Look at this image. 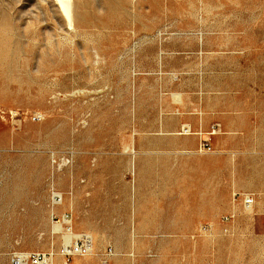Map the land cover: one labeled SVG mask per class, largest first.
I'll return each mask as SVG.
<instances>
[{
    "label": "rangeland",
    "instance_id": "1",
    "mask_svg": "<svg viewBox=\"0 0 264 264\" xmlns=\"http://www.w3.org/2000/svg\"><path fill=\"white\" fill-rule=\"evenodd\" d=\"M0 24V264L65 258L66 213L94 246L68 264H264V0H0Z\"/></svg>",
    "mask_w": 264,
    "mask_h": 264
},
{
    "label": "built area",
    "instance_id": "2",
    "mask_svg": "<svg viewBox=\"0 0 264 264\" xmlns=\"http://www.w3.org/2000/svg\"><path fill=\"white\" fill-rule=\"evenodd\" d=\"M207 146V144H206ZM237 193L235 194V196ZM62 198L60 195H54V202L59 203L61 202ZM243 205L247 208L248 206H253L255 199L253 194H243ZM231 216V215H230ZM230 216H224L225 220H229ZM232 217V216H231ZM71 215L66 213L62 216V218H58L57 216H53V223L54 226L61 227V224L64 223V228H68L70 231H73L72 222H71ZM74 232V231H73ZM74 238V237H73ZM74 241L66 242L62 245L61 253L62 255L69 261L71 257L75 255H85L93 247V239L89 234H82L75 236ZM112 254V248L106 250V255ZM29 261L31 264H50V256L48 253L44 252H34L29 255Z\"/></svg>",
    "mask_w": 264,
    "mask_h": 264
},
{
    "label": "bare ground",
    "instance_id": "3",
    "mask_svg": "<svg viewBox=\"0 0 264 264\" xmlns=\"http://www.w3.org/2000/svg\"><path fill=\"white\" fill-rule=\"evenodd\" d=\"M80 10V9H79ZM78 11V10H77ZM81 11V10H80ZM85 13V12H84ZM101 13V12H100ZM86 14V13H85ZM82 16V15H81ZM83 16H85L84 14H83ZM5 23V22H4ZM6 27H7V25H5ZM0 27H1V30H2V26H1V24H0ZM3 31V30H2ZM5 31V30H4ZM8 31V30H7ZM6 32V31H5ZM5 34V33H4ZM3 34V35H4ZM3 35H1V36H3ZM6 35V34H5ZM3 38V37H2ZM4 38H6V36H4ZM3 38V39H4ZM7 39V38H6ZM5 39V40H6ZM1 41H4V40H1ZM9 41V40H8ZM1 43V42H0ZM8 43V42H7ZM3 43H1L0 45H2ZM4 46H7L6 44L4 45ZM8 46H9V44H8ZM11 47V46H10ZM2 48V47H1ZM12 48V47H11ZM6 49V48H5ZM5 49H3V50H5ZM7 49H8V47H7ZM10 51V50H9ZM17 51V50H16ZM4 52V51H3ZM8 52V51H7ZM5 54H7V53H5ZM9 54V53H8ZM7 54V55H8ZM11 57V56H10ZM7 58V57H6ZM3 59V58H2ZM8 59V58H7ZM5 64V63H4ZM5 65H7V63L5 64ZM190 118V117H189ZM190 126V125H189ZM191 127V126H190ZM189 129H191V128H189ZM133 143H134V141H133ZM187 143V142H186ZM134 147V146H133ZM123 149H125V148H123ZM131 149V148H130ZM134 149V148H133ZM131 151V150H130ZM134 151V150H133ZM182 151V150H181ZM131 155H132V153H131ZM131 155H130V157H131ZM136 156V155H135ZM137 158V157H136ZM132 159V158H131ZM134 160V159H133ZM131 163H132V161H131ZM130 164V163H129ZM130 167V166H129ZM132 167L133 166H131V168L130 169H132ZM36 171H38V170H36ZM39 174H40V172H39ZM38 174V175H39ZM23 188H25V187H23ZM36 190V189H35ZM26 193V192H25ZM37 193H39V192H37ZM52 193V192H51ZM25 195V194H24ZM55 195V194H54ZM61 195H62V193H61ZM53 198V197H52ZM230 201V200H229ZM55 204V203H54ZM64 204H65V202H64ZM231 205V204H230ZM58 206V205H57ZM66 207V206H65ZM248 207H251V206H248ZM63 209V208H62ZM254 209H253V206L251 207V209L249 210L250 211V213L253 211ZM136 213V212H135ZM234 214V213H233ZM134 219V218H133ZM136 221V220H135ZM135 223V222H134ZM136 224V223H135ZM73 225V224H72ZM79 226H80V224H79ZM65 226H63V228H64ZM51 229V228H50ZM74 230V229H73ZM76 231V230H75ZM48 235H49V233H48ZM51 235V234H50ZM76 236V234H74V232L73 231H70L68 228H65L64 229V238L66 239V240H69L70 238H72V237H75ZM47 239V238H46ZM42 242H44V241H42ZM46 242V241H45ZM48 244V243H47ZM90 254L91 255H94V246L92 247V249L90 250V252H88L87 254H85L84 256H86V255H89L90 256ZM62 255V254H61ZM83 256V255H82ZM81 256V257H82ZM64 257V256H63ZM86 258V257H85ZM87 259V258H86ZM85 259V260H86ZM66 260L67 259H65V258H62V257H59V256H53V254H52V257H50V264H68L67 262H66ZM88 260V259H87ZM76 262H77V264H80V262H81V259H77L76 260ZM83 263H84V260H83Z\"/></svg>",
    "mask_w": 264,
    "mask_h": 264
}]
</instances>
